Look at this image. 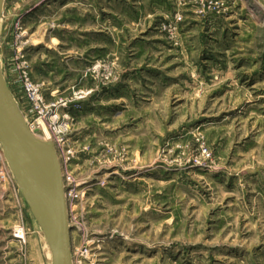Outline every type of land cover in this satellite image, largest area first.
I'll list each match as a JSON object with an SVG mask.
<instances>
[{
  "label": "rangeland",
  "instance_id": "374dc122",
  "mask_svg": "<svg viewBox=\"0 0 264 264\" xmlns=\"http://www.w3.org/2000/svg\"><path fill=\"white\" fill-rule=\"evenodd\" d=\"M263 3L6 0L17 104L28 116V68L70 116L38 134L62 163L74 264H264ZM1 150L0 264H51Z\"/></svg>",
  "mask_w": 264,
  "mask_h": 264
},
{
  "label": "water",
  "instance_id": "95a60500",
  "mask_svg": "<svg viewBox=\"0 0 264 264\" xmlns=\"http://www.w3.org/2000/svg\"><path fill=\"white\" fill-rule=\"evenodd\" d=\"M6 0H0V22ZM0 146L21 194L42 229L52 264H74L63 167L53 142L31 131L0 65Z\"/></svg>",
  "mask_w": 264,
  "mask_h": 264
},
{
  "label": "built area",
  "instance_id": "2783aa9c",
  "mask_svg": "<svg viewBox=\"0 0 264 264\" xmlns=\"http://www.w3.org/2000/svg\"><path fill=\"white\" fill-rule=\"evenodd\" d=\"M262 2H264V0H262ZM23 70L24 71L19 75L17 82L20 84L24 93V100L28 104L29 113L28 116L27 114L25 116L26 121L31 131L34 132L39 139L43 141H46L47 139L51 142V137L46 135L44 138L39 137L38 130L43 129L45 132V122L47 120L54 126L52 129L55 133H61L64 129L69 128L70 116H68L67 119H64L63 123H60L61 117L55 112L57 105L47 101L42 85L37 84L32 80L27 71L28 68H24Z\"/></svg>",
  "mask_w": 264,
  "mask_h": 264
},
{
  "label": "bare ground",
  "instance_id": "6f19581e",
  "mask_svg": "<svg viewBox=\"0 0 264 264\" xmlns=\"http://www.w3.org/2000/svg\"><path fill=\"white\" fill-rule=\"evenodd\" d=\"M0 65H1V63H0ZM2 69V68H1ZM2 72H3V70H2ZM8 85V84H7ZM9 87V86H8ZM38 224V223H37ZM39 226V225H38ZM42 230V229H41ZM47 242V241H46ZM48 245V244H47ZM49 247V246H48ZM50 249V248H49ZM50 252H51V250H50ZM51 264H52V253H51Z\"/></svg>",
  "mask_w": 264,
  "mask_h": 264
}]
</instances>
